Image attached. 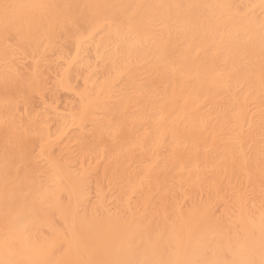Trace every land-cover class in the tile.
Instances as JSON below:
<instances>
[{
  "label": "bare ground",
  "instance_id": "6f19581e",
  "mask_svg": "<svg viewBox=\"0 0 264 264\" xmlns=\"http://www.w3.org/2000/svg\"><path fill=\"white\" fill-rule=\"evenodd\" d=\"M0 264H264V0H0Z\"/></svg>",
  "mask_w": 264,
  "mask_h": 264
},
{
  "label": "rangeland",
  "instance_id": "374dc122",
  "mask_svg": "<svg viewBox=\"0 0 264 264\" xmlns=\"http://www.w3.org/2000/svg\"><path fill=\"white\" fill-rule=\"evenodd\" d=\"M49 68L51 69L52 66H51V67L49 66ZM50 69H48V71H49ZM52 71H53V70H50V71L48 72V73H49V78L53 76ZM50 72L52 73V76L50 75V74H51ZM49 81H50V82H49ZM48 83H49V86H50L51 83H52L51 80H48ZM50 87H51V86H50ZM61 98H62V97H61ZM63 100H65V99H63ZM36 101H37V98L34 99V104H35V105H33V104H32V105H33L34 108H38L37 111H39V110L41 109L40 101H39V99H38V103H36ZM62 102H63V101H62ZM251 196H252V195L250 194V197H251ZM218 214H219V213H218Z\"/></svg>",
  "mask_w": 264,
  "mask_h": 264
}]
</instances>
